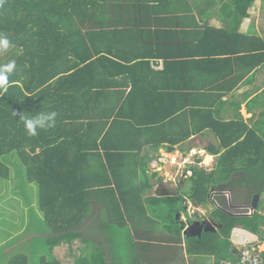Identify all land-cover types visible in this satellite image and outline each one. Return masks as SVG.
Here are the masks:
<instances>
[{"label":"crops","instance_id":"obj_1","mask_svg":"<svg viewBox=\"0 0 264 264\" xmlns=\"http://www.w3.org/2000/svg\"><path fill=\"white\" fill-rule=\"evenodd\" d=\"M109 1L111 5L117 4L118 8L108 12L99 10L94 16L90 12L93 26L90 25L89 29L84 21L80 27L86 34L82 46L95 53L107 54L109 58L89 70L81 71L80 78L72 80L70 86L66 84L62 92L53 93L50 98L44 97L51 100L54 112L62 116L63 131L72 140L68 144L69 162L77 167L75 176L81 178L78 190L83 192L78 194L79 202H82L83 194L88 197L91 207L93 200H98L99 194H102L104 209L108 210L110 204H114L113 197L105 198V189L108 188L114 189L121 200L122 196H139L142 202L136 198L135 211H144L142 203L146 204L148 200L156 203L154 199H167L168 205L173 203L179 211V224L181 220L192 218L209 219L215 210L214 205L217 208L221 205L214 203L211 196L210 202H199L195 196L197 190L193 188L195 169L212 172L216 168L219 154H212L209 150L220 146L221 142L211 129L199 131L201 118L198 116L210 113L211 109L221 119L231 120L238 113L237 106L240 104L245 122L251 128L256 127L261 107L249 113L247 103L264 90V79L260 76L264 68L257 73L254 82H242L237 89H232L220 99L221 86L230 89L235 87L234 82L227 79L218 81L222 74H208V67L194 59L204 55L202 51L213 49L214 44L206 38L208 29L205 24L224 31L230 30L227 28L233 24L222 11L219 0L210 8L205 4L206 0H189L193 11L187 12L184 8V12L176 13L178 15L168 11V0H150L151 8L140 5L142 1L149 0ZM100 2L104 3V0ZM261 2L256 0L249 9V16L241 21V33L264 38ZM75 30L72 31L75 33ZM110 51L113 53L110 54ZM168 52L171 53L169 59ZM72 61L76 63V59ZM72 61L69 56L63 57L58 64L69 67ZM229 74L225 70L223 75L228 77ZM61 76L53 82L59 81ZM80 81L82 87L75 89ZM253 113L256 116L250 120ZM168 116L183 117L178 120L175 117L168 119ZM187 134L190 136L180 142H170L176 136ZM202 142L206 144V154L216 158L209 164L206 162L207 155H199L201 152L196 149ZM188 145V151L193 150L194 154L177 157L174 161L172 158L175 155L168 160L163 154L168 153V150H163L164 146L174 147L171 152H175L177 148ZM176 167L183 170V178L179 182V171L171 173V169ZM97 181L100 183L97 184ZM98 185L101 188L90 187ZM224 185L213 186L211 190ZM114 191H110L112 196ZM179 200L185 205L187 215L179 210ZM170 216L168 214V218ZM91 217L89 215L85 220ZM99 225L103 226L100 222ZM216 226L217 231L211 233H218L221 242H217L216 247L209 242L203 248L198 243L194 246L195 242L189 240L198 237L184 236L180 227L172 229L171 233L176 231L177 236L174 234L176 240L168 243V264H241L244 245H255L261 252L264 251V240L259 234L234 228L229 237L230 245H227L221 232L222 226ZM108 239L114 247L112 237ZM102 248L108 257V250ZM196 258L200 262H196Z\"/></svg>","mask_w":264,"mask_h":264},{"label":"trees","instance_id":"obj_2","mask_svg":"<svg viewBox=\"0 0 264 264\" xmlns=\"http://www.w3.org/2000/svg\"><path fill=\"white\" fill-rule=\"evenodd\" d=\"M219 1L222 3V11L233 24L227 28L230 30L226 31L205 24L204 27L208 29L206 38L208 42L214 44L213 49L202 51L204 55L194 59L208 67L206 69L208 74L213 76L222 74L218 81L227 79L234 82L235 87L230 89L221 86L220 99H222L223 95L232 89H237L240 83L254 82L257 73L264 68V38L239 31L241 21L249 16V9L256 0ZM215 3L217 0L205 1L209 8ZM116 5H111L109 0H104V3L100 0H2L0 2V33L7 35L11 42L10 50L16 51V55L10 59L16 61V68L9 75L10 86L6 93L0 94V178L8 180L11 177L12 164L22 179L20 182L22 188L27 187L28 182L37 183L39 186L40 209L45 215L49 229L56 232L53 238L48 239L51 257L43 256L40 264H62L60 260L52 257L53 248L64 242L70 244L77 239H81L86 246L77 256L75 264H108L105 250L97 246V242L89 241V238H85L80 232V227L89 215L90 205L87 201L88 197L83 194L82 202H79L78 194L83 192L78 190V180L80 181L81 178L75 176L77 167L69 162L68 144L72 140L63 131L62 116L56 115L55 127L46 130L37 129L35 136L27 134L20 117L54 111L49 99L53 93L62 92L66 84L70 86L72 80L80 78L81 71L89 70L101 60L109 58L107 54L95 53L93 50H88V47L82 46L86 34L80 27L82 22L86 21L90 29V12L94 16L99 10L108 12L117 9ZM140 5L142 8L153 7L150 0L142 1ZM192 5L189 0H168V11L175 15L184 12V8L187 12H192ZM123 6L128 7L127 4ZM73 29H76L75 33ZM112 53L113 51H110V54ZM68 56L71 61L76 59V63L72 61L69 67L58 64L61 58ZM170 56L171 53L168 52V59ZM8 62L4 61L0 65ZM210 69L218 73L214 74ZM225 70L230 73L228 77L223 75ZM59 75H62L61 79L53 82ZM81 87L80 81L75 89ZM45 96L49 98L45 99ZM258 107H261V111L255 122L257 126L252 128L241 115L240 104L237 106L238 113L231 120L221 119L211 109H209L210 113L198 116L201 118L199 131L209 128L221 142L220 146H213L209 151L212 154H219L218 167L226 169L227 173L218 177V182L214 185L217 187L225 184L227 188L224 190L230 191L239 186L241 193H246L251 199L257 193L261 195L264 193V90L247 103L249 113ZM255 116L256 114L253 113L250 120ZM173 117L181 120L183 116H168V119ZM194 118H197V115H194ZM188 136L190 134L183 137L176 136L170 142L175 144ZM237 161L240 162V166L236 165ZM214 172L215 169L211 173L204 169H195L193 188L197 190L195 196L200 203L210 202L209 182L212 178L210 175ZM234 172L243 174L235 179L231 177ZM24 173L27 175V182ZM98 183L100 181H97ZM90 187L101 188L100 185ZM94 191L97 190H92ZM258 208L252 215H232L221 208L214 210L212 216L222 224L221 232L226 237L225 244L230 245L229 237L232 230L237 227L259 234L264 240V214L260 212L262 201ZM113 233L115 234V231ZM107 234L109 236L108 232ZM220 238L218 233L204 232L201 239L192 237L189 240L195 242L194 246L198 243L203 248L209 242L216 247L217 242L220 243L222 240ZM262 258L264 259V251ZM30 261L28 254L13 252L7 264H31Z\"/></svg>","mask_w":264,"mask_h":264},{"label":"rangeland","instance_id":"obj_3","mask_svg":"<svg viewBox=\"0 0 264 264\" xmlns=\"http://www.w3.org/2000/svg\"><path fill=\"white\" fill-rule=\"evenodd\" d=\"M261 1L260 6L264 15V0ZM15 52H12L10 47L6 51L0 52V64L12 59L16 55ZM260 76L261 79H264V70H262ZM188 147L190 146H183L181 149L177 148L175 152L163 154L168 157V160L170 156L175 155L172 158V161H174L177 157L194 154L193 150L188 151ZM205 147V142H202L201 146L196 148L201 152L199 155L204 156L203 154H206ZM197 150L196 152H198ZM202 150L204 151L202 152ZM236 163L240 166V162L237 161ZM10 167L11 177L8 180L0 178V264H7L13 252L15 254L26 253L30 257L31 264H40L43 256L51 257L48 249V239L53 238L56 232L49 229L45 221V215L40 209L38 184L28 182L26 183L27 187L22 188L20 185L22 179L18 176L14 165L11 164ZM176 171H179V182L183 178V170H180L179 167L171 169V173ZM25 173L24 177L27 182ZM226 173L227 170L218 167L217 163L215 172L210 175V178H212L209 186L211 188L216 186L214 184L218 182V177L224 176ZM242 174V172H234L231 177L235 175L234 178L238 179ZM226 186L211 190V200L221 205V208L229 214L242 215L247 213L250 210L249 206L253 198L251 199L246 193H241L239 186H236L232 192L224 190V188H227ZM105 190L107 191L105 193L106 199L114 198V204H110L111 207L120 209V211H113L110 206L108 210H105L102 194H99L98 200H93L92 206L89 208L88 214L92 217L85 220L83 226L80 227L83 236L98 241L97 246H103L108 250V264H136L135 261L137 264H168L170 258L168 256V243L175 241L177 236L176 231H174L176 236L171 233L172 229L178 230L181 228L178 220L179 211L176 209V205L173 203L172 206L168 205L167 199L164 201L154 199L157 204L148 200L146 204L142 203L144 211H135L137 208L135 206L136 198L142 202L139 196L134 197L130 194L131 196H122L123 200H121L120 195H117L114 189L107 188ZM110 191H114L113 196ZM230 197L231 202L229 201ZM260 201H262L261 212L264 214V193L261 195ZM177 203L179 210L187 215L186 210H184L185 205L181 204V200ZM214 208L216 209L217 206L214 205ZM168 214L171 215L169 218ZM209 220L218 225L216 217L209 216ZM99 222L103 226H100ZM113 231H115V234ZM110 236L113 237L114 247L109 244L108 237ZM85 246L81 239L74 240L70 244L64 242L62 245L53 248L55 256L52 255V257H57L63 264H75L77 256ZM198 261L199 259L196 258V262ZM182 264H185V262H182Z\"/></svg>","mask_w":264,"mask_h":264},{"label":"clouds","instance_id":"obj_4","mask_svg":"<svg viewBox=\"0 0 264 264\" xmlns=\"http://www.w3.org/2000/svg\"><path fill=\"white\" fill-rule=\"evenodd\" d=\"M2 2V0H0ZM10 40L7 35L0 33V52L6 51L10 47ZM16 68V61L10 60L7 64L0 65V94L6 93L9 83V75L13 73ZM57 113L40 112L34 116L21 115L20 119L24 123L25 130L29 136L37 135V129H50L55 127V118Z\"/></svg>","mask_w":264,"mask_h":264},{"label":"water","instance_id":"obj_5","mask_svg":"<svg viewBox=\"0 0 264 264\" xmlns=\"http://www.w3.org/2000/svg\"><path fill=\"white\" fill-rule=\"evenodd\" d=\"M163 150H168V152H171L174 150V147L172 146H164ZM168 195V194H167ZM260 198H261V194L257 193L254 195L251 205L249 206V211L247 213H244L242 215H252L255 210L258 209L259 207V202H260ZM237 215V214H235ZM240 215V214H239ZM178 217H180V215H178ZM180 225L181 228L183 230V235L184 236H195L198 238H201L203 235V232H216L218 227L216 226V224H213L209 221V219L206 218H200L198 217L196 218H192L191 220L185 221V220H181L180 221ZM199 228L197 231H193L192 228H194L195 226H198Z\"/></svg>","mask_w":264,"mask_h":264},{"label":"built area","instance_id":"obj_6","mask_svg":"<svg viewBox=\"0 0 264 264\" xmlns=\"http://www.w3.org/2000/svg\"><path fill=\"white\" fill-rule=\"evenodd\" d=\"M241 264H264L262 252L255 245H244L241 249Z\"/></svg>","mask_w":264,"mask_h":264},{"label":"flooded vegetation","instance_id":"obj_7","mask_svg":"<svg viewBox=\"0 0 264 264\" xmlns=\"http://www.w3.org/2000/svg\"><path fill=\"white\" fill-rule=\"evenodd\" d=\"M216 221H217L216 223H217L218 225H221V226H222V224L219 223L218 220H216ZM198 228H199V225H198V226H195L194 228H192V230H193V231H197Z\"/></svg>","mask_w":264,"mask_h":264},{"label":"bare ground","instance_id":"obj_8","mask_svg":"<svg viewBox=\"0 0 264 264\" xmlns=\"http://www.w3.org/2000/svg\"><path fill=\"white\" fill-rule=\"evenodd\" d=\"M206 158H207V160H208L207 162H211V161L213 160V156H212V155H210V154H209V155H207V157H206Z\"/></svg>","mask_w":264,"mask_h":264}]
</instances>
